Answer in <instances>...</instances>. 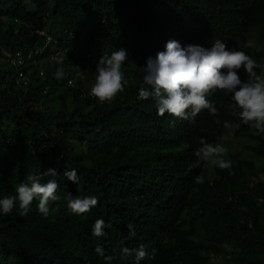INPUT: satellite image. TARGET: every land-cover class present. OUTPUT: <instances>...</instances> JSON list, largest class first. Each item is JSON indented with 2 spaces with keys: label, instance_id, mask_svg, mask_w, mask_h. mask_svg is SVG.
Masks as SVG:
<instances>
[{
  "label": "trees",
  "instance_id": "obj_1",
  "mask_svg": "<svg viewBox=\"0 0 264 264\" xmlns=\"http://www.w3.org/2000/svg\"><path fill=\"white\" fill-rule=\"evenodd\" d=\"M254 30L258 40L242 37ZM168 35L182 46L198 41L211 46L219 39L228 50H242L264 65V0H0V199L16 195L20 184H30V176L59 184V199L49 202L47 216H40L38 200L26 216L18 203L9 214L0 212V264L59 260L56 244L67 239L56 225L66 218L89 225L91 234L95 221L103 219L112 243L106 251L122 264H131L122 250L141 245L150 254L145 264H264V133L242 123L231 93L219 90L214 96L218 115L209 125H195L206 142L225 148L230 173H204L205 161L195 153L201 136L191 128L186 136L192 130V156L181 178L159 164L158 147L169 149L182 138L168 131L154 137L140 116L130 114L132 101L125 92L132 77L126 71L124 91L105 108L90 94L96 66L76 77L86 51L102 56L121 48L147 52ZM58 49H64L62 64L45 63L43 76L32 68L29 55L49 58ZM58 67L65 72L59 80ZM16 69L30 73L26 86L14 81ZM255 71L264 78V70ZM239 75L248 79L243 69ZM118 106L126 115L112 114ZM53 168L57 176L45 175ZM72 169L76 183L64 175ZM69 194L94 196L98 204L75 214ZM158 195H166L168 205L151 217L145 211Z\"/></svg>",
  "mask_w": 264,
  "mask_h": 264
},
{
  "label": "clouds",
  "instance_id": "obj_2",
  "mask_svg": "<svg viewBox=\"0 0 264 264\" xmlns=\"http://www.w3.org/2000/svg\"><path fill=\"white\" fill-rule=\"evenodd\" d=\"M192 12L196 11L189 12L195 15ZM45 32L39 31L40 34ZM247 36L249 39L258 40L257 30L245 31L242 37ZM258 48L262 49L261 46ZM58 50L49 58L34 53L31 59L32 68L43 76L46 74L45 63L62 64L64 57L61 53L63 54L64 49ZM95 66L98 75L90 94L103 108L106 104H113L118 93L124 91L127 83L126 71L132 77V83L125 92L129 95L128 102L132 101L127 107L130 114L140 116L144 129L154 137L161 139L163 132L168 131L170 135L172 133V138L173 133L182 138L176 139L166 150L157 146L160 152L159 164L172 167L178 177L186 176V163L192 156L193 147L188 145L192 130L186 136L191 128L197 129L198 131H193L201 136V147L195 153L200 160L205 161L204 173L216 176L217 169L221 170L223 177L230 173L231 164L225 156V148L216 142H206L202 137L206 135L195 126L198 123L209 125L214 116L218 115L214 96L220 93L219 90L232 94V101L239 109L238 116L242 123L264 133V78L255 71L258 68L264 70V65L257 63L242 50H228L226 43L219 39L211 46L206 41L182 46L168 35L159 41L156 48L147 52L121 48L110 56H102L86 51L82 63L77 64L76 77L82 74L81 69L88 71ZM241 69L247 74V80L241 79ZM27 73L29 76L30 73ZM54 76L58 80L62 79L65 76L63 67H58ZM68 83L74 86L76 81L69 78ZM120 109L118 106L112 114L126 115L120 113ZM224 126L227 128L230 124L225 122ZM224 170L226 172H222ZM45 175L55 177L57 170L48 169ZM64 175L73 183L78 181L75 169L65 171ZM28 179L30 184H20L16 188V195L0 199V212L9 214L18 203L20 214L26 216L31 211L33 201L38 200L40 216L49 214V202L59 199L56 195L59 184L55 179L46 183H41L36 176ZM197 182L203 183V179L197 177ZM68 201L69 209L78 215L90 211L98 204V198L94 196L72 198L69 194ZM167 205L166 195H158L145 212H149L151 217H158L163 214ZM69 217L82 220L74 214ZM56 226L64 232L67 241L56 244L60 259L49 264H71L72 261L79 264H122L119 256L106 251V248L110 250L112 243L105 236L106 225L103 219L95 221L92 234L89 225H76L68 218L59 221ZM130 232L135 234L131 227ZM122 251L127 255V263L131 264H145L144 261L148 260L146 257L150 255L143 245L138 249L124 248ZM155 252L153 249L151 256Z\"/></svg>",
  "mask_w": 264,
  "mask_h": 264
},
{
  "label": "built area",
  "instance_id": "obj_3",
  "mask_svg": "<svg viewBox=\"0 0 264 264\" xmlns=\"http://www.w3.org/2000/svg\"><path fill=\"white\" fill-rule=\"evenodd\" d=\"M33 55H29L28 56V59H32ZM11 58V62H14L13 60V57H10ZM27 59V57H20L18 59V65L24 63V61ZM34 62V61H33ZM17 70V73L15 74V78H14V81L17 83V84H21L23 86H26L30 80L29 76H28V73L23 71V70H19V69H16ZM10 79V78H7V80Z\"/></svg>",
  "mask_w": 264,
  "mask_h": 264
},
{
  "label": "rangeland",
  "instance_id": "obj_4",
  "mask_svg": "<svg viewBox=\"0 0 264 264\" xmlns=\"http://www.w3.org/2000/svg\"><path fill=\"white\" fill-rule=\"evenodd\" d=\"M261 51V48H258V53Z\"/></svg>",
  "mask_w": 264,
  "mask_h": 264
}]
</instances>
